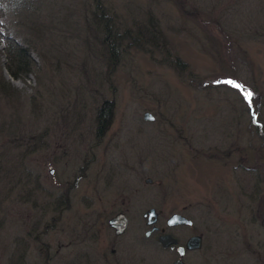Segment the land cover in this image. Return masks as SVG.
<instances>
[{"label":"rangeland","instance_id":"1","mask_svg":"<svg viewBox=\"0 0 264 264\" xmlns=\"http://www.w3.org/2000/svg\"><path fill=\"white\" fill-rule=\"evenodd\" d=\"M43 1L32 20L52 36L42 35L46 59L30 51L27 76L8 74L1 39L16 30L27 48L24 38L40 36L18 9L0 21V264H80L83 247L110 257L107 221L125 209L123 264H173L176 252L144 237L151 208L192 220L171 230L182 245L203 238L188 264H264V0H98L114 31L107 44L121 42L114 57L92 17L96 0ZM143 26L156 43L132 41ZM104 101L114 108L99 137ZM124 156L133 170L108 187L103 164ZM125 186L138 190L128 207ZM98 217L101 241L82 243Z\"/></svg>","mask_w":264,"mask_h":264},{"label":"trees","instance_id":"2","mask_svg":"<svg viewBox=\"0 0 264 264\" xmlns=\"http://www.w3.org/2000/svg\"><path fill=\"white\" fill-rule=\"evenodd\" d=\"M5 2V3H3ZM32 2L34 3V8L32 6ZM44 1L43 0H23L22 3H17V0H0V21L1 18L6 15L5 11H8L10 13H16V15L20 16V13H18V11H20L21 17H25L26 19H30V25L29 27L26 26V28L30 31L33 30L38 32L37 35H39L40 37H38L39 39L37 40H29L24 38L22 40V43L27 46V48H24L21 44L17 43L15 41L16 38H18V36H20V34L15 30L14 32V36L12 38V36H6V37H2L1 41L4 43V55L6 57V70L8 72V74L14 78V79H19L21 77L27 76L29 74L32 73V71L34 70V64L33 61L30 58V51H36L39 53L40 57L43 59H46V52L44 50V48H42V35L43 36H50L52 34V30H50V25H46L42 20L38 21H34L32 20V18H39L40 15L42 14L43 10H44ZM18 9V11L16 10ZM103 9L100 8V6L98 5V0H96V9L91 12L92 13V17L93 20L95 21L97 27L99 28V24H103V34L105 33V38L104 40H101V44L106 45L107 44V37L109 38L110 33L114 31H110L108 30V26L109 22L108 19L103 20L104 18V14L105 12L102 11ZM37 24V26H36ZM25 25V24H24ZM36 26V27H35ZM0 27L1 24H0ZM3 28V27H2ZM148 27H139V29L137 30V37H135L133 40H137L139 41V43H143V41H152V43H156L159 40V37L157 35V33L155 31H151V30H147ZM127 33H131V31L125 30V34L127 35ZM17 35V37H16ZM113 35V34H112ZM131 36V34H129ZM52 36V35H51ZM117 39L116 36H112L111 38V42H109V44H107L108 46V51L107 53L111 56L114 57V52L116 50V45H117ZM121 43V42H119ZM115 46V47H114ZM1 70V69H0ZM3 88V84H2V79L0 76V92L1 89ZM3 91V90H2ZM262 94V96H261ZM260 101L258 103V105L260 106H264V102L262 101V99L264 100V92L260 93V97L258 98ZM247 105L250 106V109H248L247 113L252 115L250 116V120H251V124L254 123L256 128H259V125L256 121L255 115L256 113H254V111L257 108H253L251 102H247ZM257 106V105H256ZM113 108H114V103L112 101H104L98 108L97 110V114H96V135L97 136H102L103 133L110 127L111 121H112V113H113ZM23 175V174H22ZM21 175V176H22ZM20 176V177H21ZM19 177V179H20ZM33 180V177H29L28 174H24V181L23 183L29 185ZM32 184L36 185V188L38 189V183L37 181L32 182ZM35 188V190H36ZM26 195H30V194H26ZM256 203H259V198L256 199Z\"/></svg>","mask_w":264,"mask_h":264},{"label":"flooded vegetation","instance_id":"3","mask_svg":"<svg viewBox=\"0 0 264 264\" xmlns=\"http://www.w3.org/2000/svg\"><path fill=\"white\" fill-rule=\"evenodd\" d=\"M123 161L121 160H110V162L108 164L104 163L103 165L107 166V172H110L109 174V179L106 181L108 182L107 185L108 187L110 186H113L115 183V179L116 177L119 175V173H127L131 170H133L132 166H128L127 163L129 164V158H126L125 156L124 157H121ZM126 162V163H125ZM143 162V160H142ZM144 164V162H143ZM142 165V164H140ZM125 189H129L125 186ZM125 189H122L121 191H119L118 195L120 197V200L122 201L121 203L125 206V207H128V203L131 202V199L133 197V193H137L138 190H132V189H129L127 194L124 195V192L127 191ZM123 192V193H121ZM101 197H99V200H100ZM259 198V203H257L259 206L261 205V207H264V196L262 198L258 197ZM101 202V200H100ZM155 209V208H154ZM260 211V209H258ZM155 213H156V216H155V219H156V222L153 226H147V218H144V214L142 215L143 219H145V225L147 226V230L144 232V237L145 239L149 240L151 239L152 237H154L156 239V242L158 243V237L160 235H164V234H170L173 238L177 239V245L175 246L174 249H170V248H162L161 249L163 251H171V252H176L177 254V258L174 260H178V259H181L185 264H188L184 258L186 256L187 253H190V252H193V251H189V250H185L184 251V254L183 256H179L178 254V247L181 246H185L187 240L192 237L190 236L189 238L186 239L185 243L182 245L179 243V239L177 237H175L171 230L172 229H176V228H181V227H188V226H184V225H177V226H173V227H168L167 226V221L169 220V218L173 215V214H179V213H171L170 215H168L166 218H163V213L161 211H156L155 209ZM118 214H123L127 220V226L124 230V232L120 235H116L115 234V230L112 229L111 227H109V229H111L114 233V236L110 239L111 241V245H112V249H111V256L110 257H107L105 254H100L97 249L94 250V253H93V257H92V254L89 253L84 247L82 248L81 252L79 253L78 257H80V264H95L96 260L97 261H103L102 264H123V262L121 261V254L124 252V250L129 249L130 247L128 246H131V241H129L128 243V246L127 247H123L122 246V243L120 241H123L122 238L126 235L127 231H128V227H129V218H127L126 216V209L124 211H119L117 212L115 215H113L111 218L115 217L116 215ZM181 215V214H180ZM110 218V219H111ZM261 217H259L260 219ZM100 217H98L95 222H94V225L93 226H90L88 229H85V233L83 234V238H82V243L84 242H88L89 240L94 244V246L96 247L99 242L101 241V224H100ZM109 219V220H110ZM151 219H153V217H151ZM109 220L107 221V224L109 222ZM164 220V221H162ZM164 223V224H163ZM153 228H156V230H153ZM94 230L93 233H92V236H88V233L91 231V230ZM148 231H152L148 236H146V233ZM121 238V239H120ZM117 240H119L117 242ZM84 245V244H83ZM124 246L126 244H123ZM119 253V254H118ZM121 253V254H120ZM118 254V255H117ZM257 254V253H256ZM22 256V254H21ZM71 264V263H69Z\"/></svg>","mask_w":264,"mask_h":264},{"label":"water","instance_id":"4","mask_svg":"<svg viewBox=\"0 0 264 264\" xmlns=\"http://www.w3.org/2000/svg\"><path fill=\"white\" fill-rule=\"evenodd\" d=\"M144 121H154V118L149 115L148 113H145L143 115ZM147 183H151V180L147 179ZM156 213L155 209H149L145 214L144 218H147V226H153L156 222L155 219ZM153 217V219H151ZM109 227L115 230L116 235H120L124 232L126 226H127V220L123 214H118L115 217L111 218L108 222ZM177 225H186V226H192L193 222L179 214H173L169 220L167 221V226L168 227H173ZM153 230H156V228H153ZM152 231H148L146 233V236H148ZM158 243L162 248H170L174 249L175 246L177 245V239L173 238L170 234H164L160 235L158 237ZM203 245V240L202 237L199 235H194L190 237L184 247H178V254L179 256H183L185 250L189 251H196L200 250ZM173 264H185L181 259H178L173 262Z\"/></svg>","mask_w":264,"mask_h":264},{"label":"clouds","instance_id":"5","mask_svg":"<svg viewBox=\"0 0 264 264\" xmlns=\"http://www.w3.org/2000/svg\"><path fill=\"white\" fill-rule=\"evenodd\" d=\"M23 2V0H17V3L19 4V3H22Z\"/></svg>","mask_w":264,"mask_h":264},{"label":"snow or ice","instance_id":"6","mask_svg":"<svg viewBox=\"0 0 264 264\" xmlns=\"http://www.w3.org/2000/svg\"><path fill=\"white\" fill-rule=\"evenodd\" d=\"M248 95H249V96H251V95H252V93H250V92H249V93H248Z\"/></svg>","mask_w":264,"mask_h":264}]
</instances>
